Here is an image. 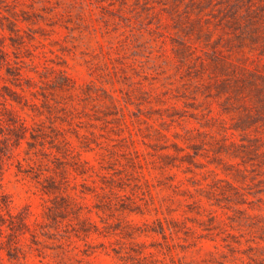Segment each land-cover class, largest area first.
Instances as JSON below:
<instances>
[{
    "label": "rangeland",
    "instance_id": "obj_1",
    "mask_svg": "<svg viewBox=\"0 0 264 264\" xmlns=\"http://www.w3.org/2000/svg\"><path fill=\"white\" fill-rule=\"evenodd\" d=\"M9 214L0 264H264V0H0Z\"/></svg>",
    "mask_w": 264,
    "mask_h": 264
},
{
    "label": "trees",
    "instance_id": "obj_2",
    "mask_svg": "<svg viewBox=\"0 0 264 264\" xmlns=\"http://www.w3.org/2000/svg\"><path fill=\"white\" fill-rule=\"evenodd\" d=\"M9 221H8V223L5 221V218L4 217H2V215H0V230L2 229V227H8L9 229H11L12 227V225L13 224H20V225H22L23 226V221H22V219L19 217V216H13V215H11V214H9ZM0 244H2V241L0 242ZM6 244L8 245V247L10 248V247H12L13 248V250H15L17 247L15 246V242H13V240L11 239V240H8L7 239V242H6Z\"/></svg>",
    "mask_w": 264,
    "mask_h": 264
}]
</instances>
